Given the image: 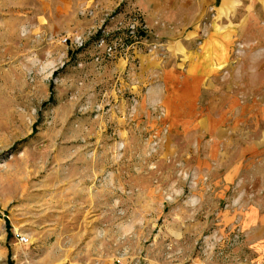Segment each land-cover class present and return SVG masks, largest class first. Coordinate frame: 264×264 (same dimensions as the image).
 I'll return each mask as SVG.
<instances>
[{"label":"rangeland","instance_id":"rangeland-1","mask_svg":"<svg viewBox=\"0 0 264 264\" xmlns=\"http://www.w3.org/2000/svg\"><path fill=\"white\" fill-rule=\"evenodd\" d=\"M236 97L264 0H0V264H264Z\"/></svg>","mask_w":264,"mask_h":264},{"label":"crops","instance_id":"crops-1","mask_svg":"<svg viewBox=\"0 0 264 264\" xmlns=\"http://www.w3.org/2000/svg\"><path fill=\"white\" fill-rule=\"evenodd\" d=\"M199 1H205L209 6L214 0ZM186 74L192 79L200 77L195 73L194 68L189 66H187ZM238 97L229 101L225 114L219 118L218 126L214 125L213 132L210 134L220 144L226 146H230L235 137L236 175L240 171L259 169L262 171L260 175L264 176V102L256 100L247 104ZM233 102L235 103L232 104ZM232 115L236 117L232 118ZM249 207L252 223L264 226V202L253 203Z\"/></svg>","mask_w":264,"mask_h":264}]
</instances>
